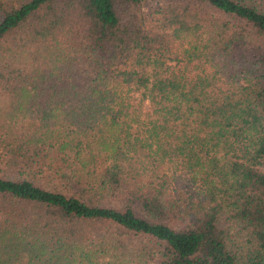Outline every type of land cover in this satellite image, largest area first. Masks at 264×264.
Returning a JSON list of instances; mask_svg holds the SVG:
<instances>
[{
  "label": "trees",
  "instance_id": "16d2710c",
  "mask_svg": "<svg viewBox=\"0 0 264 264\" xmlns=\"http://www.w3.org/2000/svg\"><path fill=\"white\" fill-rule=\"evenodd\" d=\"M0 264H264V0H0Z\"/></svg>",
  "mask_w": 264,
  "mask_h": 264
}]
</instances>
